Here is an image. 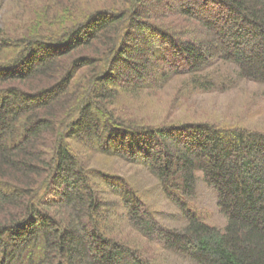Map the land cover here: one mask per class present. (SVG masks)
<instances>
[{
	"label": "trees",
	"instance_id": "trees-1",
	"mask_svg": "<svg viewBox=\"0 0 264 264\" xmlns=\"http://www.w3.org/2000/svg\"><path fill=\"white\" fill-rule=\"evenodd\" d=\"M85 1L111 6L0 30V264H264V132L155 126L119 105L264 86V0ZM200 185L222 226L187 205Z\"/></svg>",
	"mask_w": 264,
	"mask_h": 264
},
{
	"label": "rangeland",
	"instance_id": "rangeland-1",
	"mask_svg": "<svg viewBox=\"0 0 264 264\" xmlns=\"http://www.w3.org/2000/svg\"><path fill=\"white\" fill-rule=\"evenodd\" d=\"M72 3L78 10V18H83L85 14L89 15L96 11L109 9L111 6V3L107 1L0 0V30H7V34L24 36L29 31L33 15L42 14L50 8L48 24L51 27L47 29L54 32L61 26L59 18L65 11L70 10L69 6ZM201 33L206 34L204 31ZM210 40L208 35L202 38V41L206 43ZM181 80L183 83L185 78ZM177 85L180 86V83ZM177 91L178 87L173 84L165 89H155V92L153 90L141 92L133 96L134 100H131V103L121 102L120 109L123 108V110H127L126 113L130 114L131 112L133 117H138L143 122L155 126L207 123L220 127L234 126L264 132V86L248 81L241 82L237 86L234 85L225 91L194 93L188 90L185 92L184 87L180 93L177 94ZM101 164L100 167L104 171L115 172L114 174L117 176L120 174L138 176L139 174L129 166L117 162L102 161ZM200 190L201 192L196 198L188 200L187 205L196 208L199 213L205 214V221L222 226L224 224L223 217L215 208L216 203L212 191L205 189L204 185H200ZM164 202V205L168 204ZM166 206L162 212L171 215L177 214V211ZM161 207H163L162 204L158 208ZM152 248L153 250L157 249L159 254H166L162 251L160 243L153 245ZM176 256L178 255L169 256L170 264H179L181 259L179 260ZM184 264H188V262H184Z\"/></svg>",
	"mask_w": 264,
	"mask_h": 264
}]
</instances>
